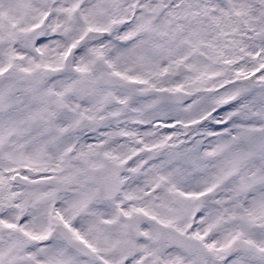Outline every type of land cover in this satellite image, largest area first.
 Returning a JSON list of instances; mask_svg holds the SVG:
<instances>
[{
  "label": "snow or ice",
  "instance_id": "1",
  "mask_svg": "<svg viewBox=\"0 0 264 264\" xmlns=\"http://www.w3.org/2000/svg\"><path fill=\"white\" fill-rule=\"evenodd\" d=\"M0 264H264V0H0Z\"/></svg>",
  "mask_w": 264,
  "mask_h": 264
}]
</instances>
